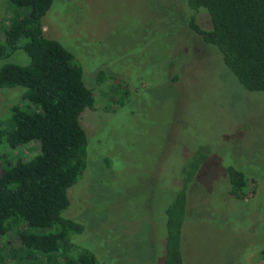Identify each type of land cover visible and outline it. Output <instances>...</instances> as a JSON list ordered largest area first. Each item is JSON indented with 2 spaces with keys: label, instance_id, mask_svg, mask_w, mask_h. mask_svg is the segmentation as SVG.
Returning <instances> with one entry per match:
<instances>
[{
  "label": "rangeland",
  "instance_id": "374dc122",
  "mask_svg": "<svg viewBox=\"0 0 264 264\" xmlns=\"http://www.w3.org/2000/svg\"><path fill=\"white\" fill-rule=\"evenodd\" d=\"M8 1L0 0V40ZM184 16V0H53L41 20L44 37L73 54L97 104L80 117L87 168L67 191L62 217L84 224L75 242L91 248L99 264H163V211L198 150L206 157L189 188L186 264L260 263L264 95L245 92L188 32ZM199 16L198 25L211 29L206 11ZM7 63L25 66L28 58L17 51L0 59V67ZM118 86L121 107L110 98ZM19 92L0 90V119ZM23 151L25 158L38 154V143ZM229 166L253 179L247 198L228 194Z\"/></svg>",
  "mask_w": 264,
  "mask_h": 264
},
{
  "label": "trees",
  "instance_id": "16d2710c",
  "mask_svg": "<svg viewBox=\"0 0 264 264\" xmlns=\"http://www.w3.org/2000/svg\"><path fill=\"white\" fill-rule=\"evenodd\" d=\"M8 2L11 17L2 29L0 59L22 51L28 64L0 67V90H20L19 103L0 119V264H99L102 260L91 248L75 242L85 232L84 224L62 217L70 206L67 191L87 168L88 140L79 121L86 109L97 108L92 89L85 86L73 54L44 37L41 20L53 0ZM184 7L181 23L205 51L218 55L245 92L264 95V0H184ZM200 10L208 14L211 29L198 25ZM120 90L118 86L110 95L118 107ZM36 143L38 154L25 158L23 150ZM205 157L203 150L194 153L183 170L186 179L163 211V264H186L189 188ZM235 167L225 170L228 194L242 200L254 181ZM10 239L19 240V247L10 249ZM259 264H264V249Z\"/></svg>",
  "mask_w": 264,
  "mask_h": 264
}]
</instances>
